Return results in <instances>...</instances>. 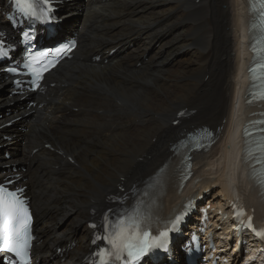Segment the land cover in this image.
Masks as SVG:
<instances>
[{"label": "bare ground", "instance_id": "bare-ground-1", "mask_svg": "<svg viewBox=\"0 0 264 264\" xmlns=\"http://www.w3.org/2000/svg\"><path fill=\"white\" fill-rule=\"evenodd\" d=\"M60 1L58 33L74 34L78 43L72 60L44 75L33 107L0 117V128L16 117L26 128L0 134V177L13 174L5 165L22 166L14 173L33 208V264H84L88 223L110 207L108 197L125 193L131 201L163 164L155 189L144 191L159 215L211 193L213 208L225 211L237 196L256 219L262 216L251 168L238 162L243 147L237 132L257 109L246 102L249 0ZM5 2L0 0L2 29ZM20 97L0 74V109L15 108ZM202 127L212 130L215 143L193 157L194 174L179 191L181 156L172 146ZM211 216L222 227L218 242L226 245L221 237L232 233L231 216ZM179 244L164 263L184 264Z\"/></svg>", "mask_w": 264, "mask_h": 264}, {"label": "snow or ice", "instance_id": "snow-or-ice-1", "mask_svg": "<svg viewBox=\"0 0 264 264\" xmlns=\"http://www.w3.org/2000/svg\"><path fill=\"white\" fill-rule=\"evenodd\" d=\"M264 4V0H261ZM46 6L47 0H44ZM18 11L26 17H37L36 9L41 7L38 0H16ZM61 54L65 50H59ZM53 55L51 52H42L39 56H33L31 75L34 77L33 83L38 85L43 73L48 70L47 57ZM44 61L43 63H40ZM40 64L35 67V64ZM264 67V65H262ZM22 190L12 191L7 189L5 185H0V248L15 252L23 258L25 249L28 247V233L31 225V214L21 199ZM135 213L129 214L127 219L123 216L119 218V222H114V232L109 237L111 247L113 249L111 255L115 260L119 261L122 255L138 259L149 249L157 246L159 237H153L146 227L142 226L136 219ZM251 229V219L246 225ZM167 232H161L160 237L166 236Z\"/></svg>", "mask_w": 264, "mask_h": 264}, {"label": "rangeland", "instance_id": "rangeland-1", "mask_svg": "<svg viewBox=\"0 0 264 264\" xmlns=\"http://www.w3.org/2000/svg\"><path fill=\"white\" fill-rule=\"evenodd\" d=\"M79 4H81V2L79 3ZM78 4V5H79ZM71 19V18H70ZM114 49V48H113ZM19 105V104H18ZM17 105V106H18ZM2 107V106H1ZM12 106L10 105V106H8V107H5V108H1L0 109V116L2 117V116H7L6 114H8V113H10L11 111H12ZM10 109V110H9ZM10 115V114H9ZM15 123V124H14ZM223 124V123H222ZM12 126H10V127H8V128H4L2 131H1V134H11L12 132L13 133H22L26 128H25V125H24V122H23V120L22 119H20V118H18V120L17 121H15V122H13V124H11ZM13 130V131H12ZM12 133V134H13ZM11 152H12V150H10V154H11ZM15 166V168H17V170H21V166L20 165H14ZM18 166V167H17ZM6 167H8L9 168V166H6ZM10 167H12V166H10ZM216 189H217V187H216ZM215 188L213 189V191L214 190H216ZM213 193V192H212ZM212 194L211 193H208V194H206L205 195V197H206V199H209L208 198V196H211ZM217 196H218V194H216L215 195V198H217ZM219 200V198H217L216 199V201H218ZM216 201H214L215 203H216ZM214 203V204H215ZM66 223V222H65ZM64 223V224H65ZM64 226V225H63ZM233 249V248H232Z\"/></svg>", "mask_w": 264, "mask_h": 264}]
</instances>
